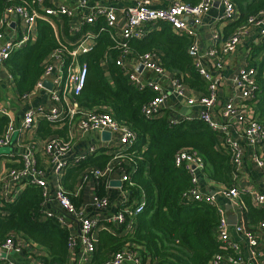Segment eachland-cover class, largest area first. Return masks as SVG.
Here are the masks:
<instances>
[{
  "label": "trees",
  "instance_id": "16d2710c",
  "mask_svg": "<svg viewBox=\"0 0 264 264\" xmlns=\"http://www.w3.org/2000/svg\"><path fill=\"white\" fill-rule=\"evenodd\" d=\"M184 1L197 3L199 0ZM232 1L238 14L231 25L234 29L264 10V0ZM12 4L10 0H0V32L3 29L1 21ZM17 4L36 8L41 16L35 25V41L26 42L4 62L19 99L22 101L33 92L45 73L49 57L61 44L70 49L74 40L95 30L98 33L96 44L78 59L87 65L85 84L80 93L72 97L84 111L107 112L135 133L133 143L122 152L124 157L120 159V167L129 175L124 189L131 192V199L144 202L143 209L136 215L132 230L122 225L114 232L99 231L97 248L89 264H106L124 248L138 253L142 264H212L217 254H233L232 248L218 240L222 217L218 207L190 198L194 185L191 175L184 166L175 164L180 152L196 153L205 162L204 172L209 180L226 188L234 186L231 154L223 144L221 132L213 130L201 119H182L173 123L174 117L167 108L146 118L143 107L157 93L149 87L135 86L127 68L129 62H137L141 55L152 53L155 61L181 84L205 95L209 92V83L200 75L190 55L195 38L159 21L148 25L142 38H131L126 46H120L107 30L99 31L100 24L84 25L78 34H72L70 17L45 14V8L56 7L50 0L41 4L36 0H19ZM255 50L259 53L262 46ZM64 60L68 65L71 59ZM119 61H124L127 67ZM256 86L253 98L246 104L253 119L264 126L262 69L256 74ZM8 123L6 116H0V137ZM38 133L44 137L65 134L52 129L48 122L41 123ZM112 156V153L100 151L71 170L78 172L93 165L105 168ZM100 180L98 194L102 196L104 180ZM2 188L0 185V244L16 232L29 244L41 246L46 251L41 258L42 264H70L69 231L56 219L47 217L41 188L26 183L18 195L10 192L7 198L3 196ZM241 196L251 222L260 226L264 221V208L254 207L250 195Z\"/></svg>",
  "mask_w": 264,
  "mask_h": 264
},
{
  "label": "built area",
  "instance_id": "2783aa9c",
  "mask_svg": "<svg viewBox=\"0 0 264 264\" xmlns=\"http://www.w3.org/2000/svg\"><path fill=\"white\" fill-rule=\"evenodd\" d=\"M12 5L7 8L1 25L5 26L12 17L17 16L21 19L24 25L23 36L15 41H8L0 45V65L9 58L13 51L21 48L26 42L30 41L32 32L35 28L36 21L40 18V14L35 9H28L22 4H17L19 0H10ZM88 0H79L80 6L84 7ZM43 0H37L41 4ZM224 11V19H232L237 14V9L232 0H222ZM214 0H199L197 3H192L184 0H174L173 3L167 7H155L151 4V0H135V4L127 8L126 23L123 25L118 24V16L113 8H99L97 13L85 16L86 23L93 24L96 18L101 15L106 19L108 28H117L120 31L119 37L113 38V41L120 45L126 46V43L131 38H142L146 34V26L149 23H156L163 21L169 23L176 31L184 32L188 35L196 37V32L189 27V20H192L194 25H201L206 13L213 7ZM45 14L49 16L66 15L71 17L74 14L72 9L61 5L59 7L45 8ZM49 20V18H47ZM50 21V20H49ZM52 23V22H51ZM251 24H256L261 27V46L264 52V10L258 15L251 16L248 21L235 29V31L222 43L218 49L215 46L208 50H201L197 45L196 38L195 44L190 49V55L194 59L196 68L199 70L200 75L209 83V92L205 95H197L188 99L189 104L196 102L205 107V111L201 115V120L207 123L213 130L221 132L225 135L223 144L227 147L231 154V162L233 164L234 173L242 167L245 161V147L246 145L255 146L259 143H264V126L257 120L253 119L252 111L246 104L254 96L256 89V74L257 71L252 67H243L239 69L236 83L241 90V98H231L222 107L221 120L214 119L212 112L218 100V87L219 81L215 75L210 72L206 67V60L210 56L219 54V59L216 60V67L221 69L223 67V56L234 53L240 44L242 35L246 32ZM104 30V27H101ZM2 32H0V37ZM91 36H87L90 39ZM214 40H219V34L214 35ZM89 51L85 45V41L80 42L76 47L68 48L64 44L54 51L48 60V65L42 78L38 81L32 93L25 97L29 99L31 96L36 95L40 91H47L50 99L54 105L48 109L39 108L38 110L30 109L25 113L24 119L17 124L14 122L11 110L0 101V116H6L9 120L5 133L0 137V147L12 146L14 133L26 132L30 129L39 119H45L54 124L60 121L63 116H68L71 119L79 115V129L82 134L109 131L114 135L121 144L117 153L114 155L113 164L105 168L94 167L85 172L82 176V182L85 183L91 179H102L108 184L112 173L120 170L123 173L122 182L125 183L128 178V173L120 167V159L124 157L123 150L133 143L135 133L127 127L120 125L109 113H89L83 109H79L78 103L73 99L72 95H77L83 88L87 77V65L79 63L78 59L82 52ZM126 53V51H125ZM64 59H71L68 65H65ZM123 67H127L124 61L118 62ZM143 65V70L151 71L159 76L170 74L163 67H161L154 59L152 53H145L141 55L138 60V65ZM129 69V77L131 82L139 87H149L157 95L143 107V113L146 118H152L157 115L163 108L168 94L163 86L156 80L143 81L141 76L135 68ZM173 76V75H172ZM53 84L52 89H47L44 86L45 80H50ZM174 83V90L177 95L185 97L188 87L181 84L174 76L172 79ZM252 115L251 120L243 128L240 135L235 138L231 133V128L234 123L243 121L247 115ZM178 120L174 119L173 123ZM73 137L69 139H62L58 137H51L45 144V151L49 156L50 163L57 175L64 172L67 167H70V160L68 156L72 151ZM95 148L89 152H85L79 156L74 162H79L85 159L89 153H94ZM254 162L263 169L264 173V158L260 155H254ZM111 162V163H112ZM177 166H184L189 171L193 188L189 196L192 199L203 201L212 205H216L221 213V221L218 226V240L220 243L228 248L234 250L231 255L217 254L212 260V264H244V257L240 253V245L231 236L232 225L228 222L227 217L224 215V208L219 204V197H226L235 204H238L240 195L247 192L259 207H264V190L244 191L237 186L231 188H224L215 193L205 192L199 188V171L204 173L205 162L203 158L196 153L189 151H182L177 154L175 158ZM119 165V166H118ZM118 166V167H117ZM27 182L37 185L42 190L43 195V209L47 216L53 217L46 207L49 204L57 203L61 209L70 215L79 225L80 232L76 234H69L68 249L70 255L78 251V257L75 264H86L90 261L93 253L97 248V238L95 230L98 225L97 218L90 216L86 213L84 208H78L72 201L68 192L62 187L58 186L57 189L51 190L49 182L47 181V174L44 169L37 166L35 158L34 147L29 144L23 152V165L21 168H11L3 177L0 178V185L3 187L4 196L7 198L9 194L7 184L13 182ZM93 208L99 211H105L109 208L110 198L107 195H95L91 203ZM133 207L125 208L119 211L114 218L109 221H114L120 225H126V229L132 230L133 223L136 215L141 212L144 202L133 201ZM56 215V214H55ZM59 223L65 226V219L63 216H56ZM55 218V217H54ZM108 220V219H107ZM235 230L239 234H243L250 247V257L256 261L259 253V240L254 232L249 231L243 225H235ZM264 230V221L259 226ZM30 244L22 237H16L14 234L9 236L2 247L7 252L24 253ZM142 264L141 258L138 253L124 248L116 252L113 257L106 264ZM250 262L249 264H252ZM14 264V263H10Z\"/></svg>",
  "mask_w": 264,
  "mask_h": 264
},
{
  "label": "crops",
  "instance_id": "0c3cea01",
  "mask_svg": "<svg viewBox=\"0 0 264 264\" xmlns=\"http://www.w3.org/2000/svg\"><path fill=\"white\" fill-rule=\"evenodd\" d=\"M44 1L45 0H43V2ZM50 1L56 7L64 5L74 11V14L70 17L72 34H78L84 25L100 24L99 31L101 32L107 30L112 40L115 38V36L119 37L120 31L117 28H108L106 26L107 23L104 16L99 15L93 24L86 23L84 17L89 16L94 12L97 13V9L99 8L110 7L114 9L116 15L118 16V24L123 25L127 20V8L135 4V0H88L86 5L81 7L79 0ZM173 1L174 0H151V4L155 7H167L171 5ZM216 1H219L217 5H215ZM31 9L36 10V8ZM223 11L224 6L222 0H214L213 7L206 13L201 25H194L192 20H189V27L196 32V42L201 50L205 51L214 46L219 49L222 46V43L235 31L231 25L238 18V14H236V16L232 19H224ZM150 24L151 23L147 24V26ZM23 27L24 25L19 17H12L8 24L3 26V29L1 30L2 36L0 37V45H3L8 41L20 39L23 36ZM101 27H104V30H101ZM216 33L219 34V40L215 41L214 35ZM87 36H91L90 39L87 38ZM97 37L98 33L95 30H89L81 35L78 39L74 40L72 42L74 43L72 46L76 47L80 42L85 41V45L89 50H91L97 42ZM35 39L36 31L34 28L30 40L35 41ZM257 47H261V27L256 24H251L247 28L246 32L242 35L238 49L234 53L223 56L224 65L221 69L216 67V60L220 57L219 54L207 58V69L212 72L219 81L218 100L212 112V117L214 119L222 121V107L229 99L235 97L241 98L242 93L238 84L236 83L239 69L243 67H252L257 72L260 69L264 71V52L262 49V51L260 50V52L257 53L255 50ZM82 54H84V52H82L81 55ZM128 65L130 68H135L143 81L147 82L148 80L153 79L158 81L163 86L166 93L168 94V99L166 100L163 108H167L173 115L174 119L193 120L201 118L202 113L205 111V107L198 102L194 104L188 103V99L199 94L188 88L185 97L177 95L174 90L175 87L172 81V74L159 76L151 71H139L138 61L129 62ZM0 101L11 110L14 122L17 124V126L24 119L25 113L28 110H38L39 108L48 109L54 105V102L49 97V93L45 90L40 91L27 100L24 99L21 101L15 90L13 79L10 73L6 70L4 64L0 65ZM251 118L252 115L249 114L243 121L237 120L234 123V127L231 128V133L235 138L240 135L243 128L249 123ZM79 119V115L73 119L68 116H63L60 121L52 124L41 118L37 120V122L26 132H15L13 136V144L11 146V153L0 156V178L3 177L11 168L22 167L23 152L25 151L27 145L31 144L35 150L37 166L46 171L47 181L49 182L50 189L55 190L58 186H62L68 192L73 203L78 208H84L88 215L97 218L98 225L95 230V235L98 239L99 231L109 230L114 232V229L122 226L118 223H114L112 220L109 221V219L114 218V216L119 211L124 210L125 208L133 207L132 205L134 199H131V192L124 189V183L121 180L123 173L120 170H116L114 173H112L110 182L112 180H121L123 183L122 186H112L110 182L107 184L106 181H104L103 186L104 193L102 195H107L110 198L109 208L105 211H99L92 207L90 203L95 195H99V183L101 180L91 179L83 183L82 176L85 172L97 166H86L78 172L72 171L71 169H73L72 167L79 166L82 161L86 160L89 156L97 155L100 151L113 154L112 159L109 160L106 165L109 166L113 164L114 155L121 148V144L114 135H111L110 139H103L102 132L82 134L79 129ZM42 122H48L52 129L63 131L65 134H62L61 136L55 134L46 137L40 135L38 133V129ZM221 135V139L224 141L225 135L223 133H221ZM71 136L73 137V145L72 151L68 156V159L70 160V167H67L64 172H62L60 175H57L54 172L49 156L45 151V144L51 137L69 139ZM92 148H95L94 153H89L85 159H82L79 162H74V160H77L80 155L85 152H89ZM254 155H260L264 158V143H259L255 146L246 145L245 161L242 167H240V169L234 173L235 186L244 191L264 190L263 169L254 162ZM26 183L27 182L24 181H20L18 183L11 182L7 184L6 187H8L9 193L12 192V194L16 196L25 188ZM199 188L202 191L212 193V191H220L226 187L215 184L209 180L204 173L199 171ZM2 193L4 196V191ZM242 194L248 193L244 192ZM241 195L238 204L233 203L226 197H219V204L224 208V215L228 220L232 216L236 217V223L231 224L233 228H231L230 233L232 238L240 245L239 251L244 257V264H249L250 262H253L252 264H264V230L260 229L257 224L251 222V219L247 215V211L244 206L245 202ZM251 200L254 204H252L254 207L258 209L264 208L259 207L252 197ZM46 209L53 215V217L47 216L49 218L57 220L56 216L64 217L66 227L62 226L61 224L60 225L67 229L69 234H76L80 232L77 222L70 215H67L56 202L49 204ZM235 225H243L245 229L254 232L258 237L260 246L258 250L259 255L256 261L251 259L249 244L243 234L236 232L234 228ZM13 234L16 237H22L16 232ZM44 255H46V251L41 246H37L36 244H30L26 251L20 254L7 252L2 247V244H0V264H42L41 258ZM77 257L78 251H76L74 256L71 254L70 264H75ZM89 262L90 261H88L86 264H89Z\"/></svg>",
  "mask_w": 264,
  "mask_h": 264
},
{
  "label": "water",
  "instance_id": "95a60500",
  "mask_svg": "<svg viewBox=\"0 0 264 264\" xmlns=\"http://www.w3.org/2000/svg\"><path fill=\"white\" fill-rule=\"evenodd\" d=\"M219 3V1H216V3H215V5H217ZM138 70L139 71H141V70H143V65L142 64H139L138 65ZM44 86L47 88V89H52V87H53V84H52V82L50 81V80H45L44 81ZM102 136H103V139H110V137H111V132H109V131H103L102 132ZM110 184L112 185V186H122V182H121V180H112L111 182H110ZM212 193H215V191H212ZM228 222L230 223V224H235L236 223V217H230V219L228 220Z\"/></svg>",
  "mask_w": 264,
  "mask_h": 264
},
{
  "label": "rangeland",
  "instance_id": "374dc122",
  "mask_svg": "<svg viewBox=\"0 0 264 264\" xmlns=\"http://www.w3.org/2000/svg\"><path fill=\"white\" fill-rule=\"evenodd\" d=\"M12 147L11 146H2L0 147V156L6 155L11 153Z\"/></svg>",
  "mask_w": 264,
  "mask_h": 264
}]
</instances>
